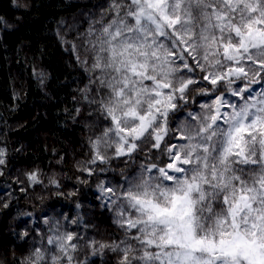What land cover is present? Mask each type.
Masks as SVG:
<instances>
[{
    "label": "snow or ice",
    "instance_id": "obj_1",
    "mask_svg": "<svg viewBox=\"0 0 264 264\" xmlns=\"http://www.w3.org/2000/svg\"><path fill=\"white\" fill-rule=\"evenodd\" d=\"M57 36L107 124L84 170L103 171L91 167L108 162L102 147L129 159L148 149L121 186H99L125 231L118 264H264V0H108L80 34L90 64ZM53 232L59 253L22 264H74L79 234Z\"/></svg>",
    "mask_w": 264,
    "mask_h": 264
},
{
    "label": "trees",
    "instance_id": "obj_2",
    "mask_svg": "<svg viewBox=\"0 0 264 264\" xmlns=\"http://www.w3.org/2000/svg\"><path fill=\"white\" fill-rule=\"evenodd\" d=\"M107 3L0 0L10 25L0 29V149L5 161L0 165V264H22L36 249L57 255L59 249L47 243L57 226L62 233L80 236L74 264H118L122 258L119 249H112L124 246L125 231L99 186H121L140 170L148 149L129 159L102 147L108 162L91 167L103 171L89 175L84 170L94 158L92 142L107 124L82 97L87 75L68 43L57 36L59 31L75 44L90 64V55L80 49V34ZM195 109L196 104L189 108ZM169 119V127H175ZM33 173L38 182L31 181ZM93 242L112 248L97 251ZM137 244L129 241L135 249L130 259L142 255Z\"/></svg>",
    "mask_w": 264,
    "mask_h": 264
}]
</instances>
